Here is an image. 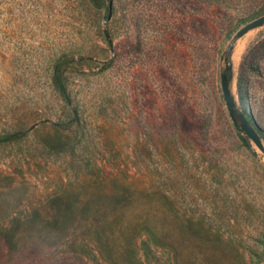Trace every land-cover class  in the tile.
I'll list each match as a JSON object with an SVG mask.
<instances>
[{"label":"rangeland","instance_id":"obj_1","mask_svg":"<svg viewBox=\"0 0 264 264\" xmlns=\"http://www.w3.org/2000/svg\"><path fill=\"white\" fill-rule=\"evenodd\" d=\"M262 14L0 0V264H264Z\"/></svg>","mask_w":264,"mask_h":264},{"label":"water","instance_id":"obj_2","mask_svg":"<svg viewBox=\"0 0 264 264\" xmlns=\"http://www.w3.org/2000/svg\"><path fill=\"white\" fill-rule=\"evenodd\" d=\"M263 21H264V14H262L256 18H254L253 20L245 23V25H243L237 31L236 36L243 34L249 28L255 27V26L261 24ZM221 88H222V92H223V95L225 98V104H226L227 111H228L231 119L234 122H237L236 115L234 112L233 97H232L231 92L229 90L228 82H227L225 76H222V78H221ZM241 119L243 121L242 128L244 129V131L255 142V144L264 151V147L262 145L261 139H260L256 129L247 122V120L244 116H241Z\"/></svg>","mask_w":264,"mask_h":264},{"label":"trees","instance_id":"obj_3","mask_svg":"<svg viewBox=\"0 0 264 264\" xmlns=\"http://www.w3.org/2000/svg\"><path fill=\"white\" fill-rule=\"evenodd\" d=\"M17 132L18 131H13L12 133H6V134H4V135H2L1 137L2 138H13L14 136H15V134H17ZM21 133H22V131H21ZM72 146V145H71ZM54 147H56L55 148V150H57L58 149V147L57 146H54ZM87 166H89V163H87ZM101 214V216L100 217H97V219L96 220H98V221H100V223H101V225H102V227L104 228V229H108L109 228V220H110V218H109V215L107 214V213H100ZM115 216L117 217V218H121V215H119V213H115Z\"/></svg>","mask_w":264,"mask_h":264}]
</instances>
